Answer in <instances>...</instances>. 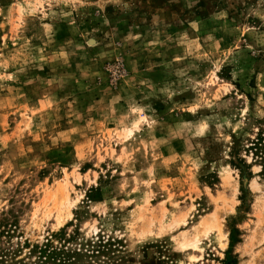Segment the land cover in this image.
I'll return each mask as SVG.
<instances>
[{"label": "rangeland", "instance_id": "obj_1", "mask_svg": "<svg viewBox=\"0 0 264 264\" xmlns=\"http://www.w3.org/2000/svg\"><path fill=\"white\" fill-rule=\"evenodd\" d=\"M259 132L264 0H0V252L65 228L112 243L81 264H224L231 247L264 264Z\"/></svg>", "mask_w": 264, "mask_h": 264}, {"label": "trees", "instance_id": "obj_2", "mask_svg": "<svg viewBox=\"0 0 264 264\" xmlns=\"http://www.w3.org/2000/svg\"><path fill=\"white\" fill-rule=\"evenodd\" d=\"M264 134L259 132L257 142L254 149L261 154L260 158L264 161V148H259L264 138ZM249 152L251 148H247ZM255 155V154H254ZM235 232L232 230L230 236V246H233L238 240H235ZM77 232L67 234L65 228L59 232H55L47 237L43 243H30L26 240L23 244L18 245L16 250H6L0 252V264H81L83 259L99 260L100 256L107 254L105 250L111 246L112 243L107 241L104 243L103 239L98 238L96 242L86 241V243L79 245L76 242ZM232 248V247H231ZM231 248L228 250L226 256L229 257L224 264H237V262L231 258ZM109 251V250H107ZM96 263V262H95ZM93 263V264H95Z\"/></svg>", "mask_w": 264, "mask_h": 264}, {"label": "bare ground", "instance_id": "obj_3", "mask_svg": "<svg viewBox=\"0 0 264 264\" xmlns=\"http://www.w3.org/2000/svg\"><path fill=\"white\" fill-rule=\"evenodd\" d=\"M92 43H93V41H92ZM253 186L255 188H258V184H256V183H254ZM64 192H65L64 188L62 186H60L58 189V194H60V197L57 193L53 196L56 198V199L54 198L56 201L54 203V209L53 210L54 211L56 210V213H57L56 218L58 221H61L62 219H65L66 217L71 218L72 217V207L75 204V203L73 204V202H71L69 200L68 195H66ZM50 213H52V211ZM202 227L203 228L202 229L200 228V231L198 232V234H196V236L193 239L188 241V243L186 245H191V246L193 245V247H195L197 249L199 248L201 238L206 237L211 230V226H209V224H207V223L202 224ZM214 227L217 228L222 241L226 245L228 240H227L226 233H224V226L222 225V223L218 222V220H217V224L214 225Z\"/></svg>", "mask_w": 264, "mask_h": 264}]
</instances>
